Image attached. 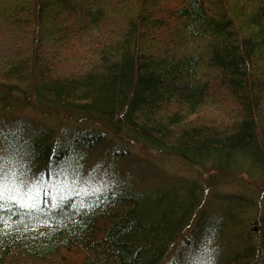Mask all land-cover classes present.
Returning a JSON list of instances; mask_svg holds the SVG:
<instances>
[{
	"label": "trees",
	"instance_id": "16d2710c",
	"mask_svg": "<svg viewBox=\"0 0 264 264\" xmlns=\"http://www.w3.org/2000/svg\"><path fill=\"white\" fill-rule=\"evenodd\" d=\"M0 106L72 132L70 143L65 130L0 132V264H166L198 216L183 264H229L204 205L225 178L264 184V0H0ZM129 147L201 180L56 191L55 176L72 183L100 171L87 158L122 160ZM260 217L234 262L264 264Z\"/></svg>",
	"mask_w": 264,
	"mask_h": 264
},
{
	"label": "rangeland",
	"instance_id": "374dc122",
	"mask_svg": "<svg viewBox=\"0 0 264 264\" xmlns=\"http://www.w3.org/2000/svg\"><path fill=\"white\" fill-rule=\"evenodd\" d=\"M62 121L64 120H55V118L42 116L28 107H10L4 109L0 106V132L2 133L22 132V129H27V127L44 128L45 130H52V137H56L60 135L62 130H65L67 137H65V140L64 138L61 140L65 143H70V137L72 136V132L69 131L71 127L70 123ZM69 132L71 134H68ZM129 148V155L125 156L122 160H114L107 156V158H99L95 162V158H87V166H96L95 164L97 163L100 171L90 173L85 169L84 172H81L83 174L80 178H77L72 183L68 182L69 177L66 174L55 176L52 182L56 186V191L63 193L79 187L90 189L94 184V180L98 178L112 179L114 177L121 181L127 180L128 182L136 183L137 186L148 188H152L157 182L173 183L178 180L197 178L201 180L200 177L203 174L200 177L196 176V172L199 171L196 167H187L180 160L170 157L154 156L152 159H148L147 155L142 154L135 148ZM72 149V154H76L79 160V154L83 153V148L72 146ZM70 157L72 158V155ZM84 160L85 158L77 161L75 164H79ZM76 167L77 165L74 166L75 169ZM80 171H83V169L78 167V172ZM245 175L237 179L225 178V180L221 181L208 193L204 205L206 206V214L212 215L211 218L213 216L218 217L216 221L214 220V227H217L216 232L214 231V237L209 243L211 244V241H213L211 247L217 258L228 257L232 259L229 264H242L234 262L235 260L233 259L241 254V248L243 247V243H245L243 236H252L253 242H255L256 233L260 229L259 223L255 222V218L264 217V184L260 182V178L257 175ZM38 183L39 185L42 184V180L39 179ZM201 220L198 216L195 219L196 227L193 224L192 227H188L184 232V235L193 239V242H190V246L185 244L182 237L176 242L172 251L173 256L170 260L172 262L173 258L178 256V254L180 257L183 256L184 260L176 259V263L174 264L186 262L185 260L191 255L192 249L197 247V244L200 242V228H203L204 225ZM206 227H208V224ZM194 253L195 250H193ZM261 257L257 260H260ZM170 260L165 263L171 264L169 263Z\"/></svg>",
	"mask_w": 264,
	"mask_h": 264
}]
</instances>
